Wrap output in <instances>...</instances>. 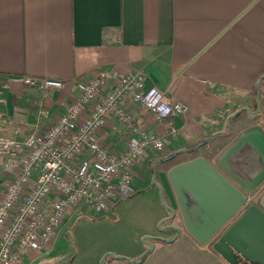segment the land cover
I'll list each match as a JSON object with an SVG mask.
<instances>
[{"label":"crops","instance_id":"crops-1","mask_svg":"<svg viewBox=\"0 0 264 264\" xmlns=\"http://www.w3.org/2000/svg\"><path fill=\"white\" fill-rule=\"evenodd\" d=\"M99 69L139 72L145 88L155 87L188 106L185 114L170 117L175 129L170 143L160 152L149 150L144 163L131 167L141 168L143 180L136 181L130 172L134 188V182L143 184L135 196L154 181L160 185L165 205L175 211L161 227L178 226V236L159 228L168 217L163 206L160 217L156 219L157 212L145 223L129 248L102 254L137 261L148 247L143 236L171 241H154L140 263L108 256L105 264H229L212 241L200 244L185 230L167 170L196 157L210 160L242 128L256 123L264 127V0H0V135L22 141L45 130L77 95L74 81L89 80ZM25 76L63 81L61 89L46 95L47 118L38 114L39 92L19 80ZM126 104L147 127L149 115ZM239 110L244 111L230 118L227 130V118ZM166 123L160 132L169 131ZM219 131L224 134L206 145L157 163ZM125 133L118 122L108 120L95 137L109 152L121 154ZM2 161L0 156V188L9 177ZM199 214L198 221L206 217L203 211ZM54 247L47 254L29 252L24 263L39 264ZM60 258L52 264H61Z\"/></svg>","mask_w":264,"mask_h":264},{"label":"built area","instance_id":"built-area-1","mask_svg":"<svg viewBox=\"0 0 264 264\" xmlns=\"http://www.w3.org/2000/svg\"><path fill=\"white\" fill-rule=\"evenodd\" d=\"M41 95L38 114L47 118L46 95L63 87L48 77L19 79ZM77 95L41 132L18 141L0 135V156L8 179L0 188V264H25L29 252L47 254L63 226L82 209L103 212L136 193L129 168L144 163L148 151H162L175 133L170 121L188 106L155 87L145 88L139 72L99 69L89 80L76 79ZM149 117L147 127L128 109ZM108 120L124 129L125 150L108 151L95 137ZM167 132H160L163 122Z\"/></svg>","mask_w":264,"mask_h":264},{"label":"water","instance_id":"water-1","mask_svg":"<svg viewBox=\"0 0 264 264\" xmlns=\"http://www.w3.org/2000/svg\"><path fill=\"white\" fill-rule=\"evenodd\" d=\"M244 110L227 118V130L230 118ZM223 134L224 131L216 132L157 163H165L178 153L198 149ZM209 159L196 157L167 170L185 230L200 244L212 241L213 249L229 264H264V127L256 123L242 128ZM151 171L154 174L152 166ZM154 184L160 188L157 182L154 181ZM161 202L170 216L159 223V228L174 230L176 238L178 226L161 227L165 220L175 215L174 209L165 205L162 192ZM201 211L206 217L200 216L198 221ZM141 240L148 248L139 260L132 261L126 256L107 252L100 258L99 264H105L108 256L140 263L152 250L151 241H171L149 235Z\"/></svg>","mask_w":264,"mask_h":264},{"label":"rangeland","instance_id":"rangeland-1","mask_svg":"<svg viewBox=\"0 0 264 264\" xmlns=\"http://www.w3.org/2000/svg\"><path fill=\"white\" fill-rule=\"evenodd\" d=\"M140 170V167L137 170L129 168L136 181L144 178ZM134 183L137 189L143 186L141 182ZM156 187L152 183L149 190L146 189L134 198L118 201L103 212L87 209L78 211L63 226L58 239L50 246L51 248L55 244L56 251L41 258L39 264H52L60 256L61 264L94 263L103 256L105 249L115 253L125 251V248L130 247L131 240L138 238L141 230L146 227L145 223L157 212L159 214L156 219L159 218L161 210H164L160 190ZM156 229H159L157 225ZM150 230L155 231L153 225Z\"/></svg>","mask_w":264,"mask_h":264},{"label":"flooded vegetation","instance_id":"flooded-vegetation-1","mask_svg":"<svg viewBox=\"0 0 264 264\" xmlns=\"http://www.w3.org/2000/svg\"><path fill=\"white\" fill-rule=\"evenodd\" d=\"M137 193H138V192H137ZM137 193H136V194H137ZM136 194H135V195H136ZM135 195H134V196H135ZM167 214H168V216H170V212H167ZM174 232H175V231H174ZM174 234H175V233H174ZM178 234H179V233H178ZM153 237H159V236H153ZM141 241H142V240H141ZM151 242L153 243L154 241H151ZM144 244H145V243H144ZM145 245L147 246V244H145ZM147 248H148V247H147Z\"/></svg>","mask_w":264,"mask_h":264}]
</instances>
